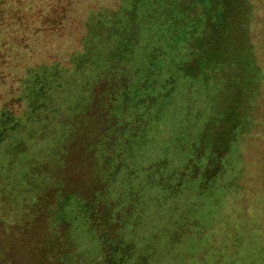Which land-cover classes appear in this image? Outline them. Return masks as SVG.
Segmentation results:
<instances>
[{
    "label": "rangeland",
    "instance_id": "374dc122",
    "mask_svg": "<svg viewBox=\"0 0 264 264\" xmlns=\"http://www.w3.org/2000/svg\"><path fill=\"white\" fill-rule=\"evenodd\" d=\"M204 1L0 0V264H264V0Z\"/></svg>",
    "mask_w": 264,
    "mask_h": 264
},
{
    "label": "trees",
    "instance_id": "16d2710c",
    "mask_svg": "<svg viewBox=\"0 0 264 264\" xmlns=\"http://www.w3.org/2000/svg\"><path fill=\"white\" fill-rule=\"evenodd\" d=\"M201 5L203 6V9H209L210 2L208 0H205ZM217 23L222 24L221 26L225 29V23L223 18H217Z\"/></svg>",
    "mask_w": 264,
    "mask_h": 264
}]
</instances>
